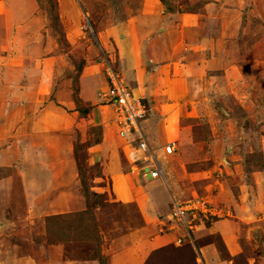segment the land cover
I'll return each mask as SVG.
<instances>
[{"label":"crops","instance_id":"0c3cea01","mask_svg":"<svg viewBox=\"0 0 264 264\" xmlns=\"http://www.w3.org/2000/svg\"><path fill=\"white\" fill-rule=\"evenodd\" d=\"M225 1L211 0V3H216L217 6ZM20 2L21 0H0V16L4 19L0 21L3 25L0 28V61L6 62H0V161L10 156V148L16 153L14 155L21 154L26 147L31 150L33 144L24 146V142H31L34 136L46 140L43 146H39L45 154H52V150H56L58 159L54 164L63 170V174H57V180L53 175L49 176L51 178L47 183L61 182L57 197L68 199L71 204L67 209L55 212L58 207L53 202L49 203L45 210L52 213L50 215H69L86 210L80 204L84 198L80 194L76 196L78 191L71 193L68 189L70 177L67 182L63 178L67 167L71 163H78L74 153L77 143L78 146L85 145L84 151L88 160H92L90 163L101 166L102 177L98 179L108 183L106 189L111 190L113 203L117 201L126 207L127 219L125 222L122 220L124 224H115L116 228L111 226L112 230H107L112 240L115 237V243L119 244L117 246H125L123 249L117 248L111 258H126V264H131L133 258H139L137 264H142L144 258L141 255L146 251L152 254L164 250L168 243L175 241V226L183 227L172 226L173 231H165L164 234H160V229L170 219L171 202L182 201L176 188L182 194L191 193L185 190L184 179L195 187L197 183L206 184L205 199L211 203L217 201L223 204V208L239 215V221L244 220L242 216H245L246 210L257 213L262 208L260 201L263 202L264 198V183L256 184L257 180L253 178L252 183H248L244 178L237 179L230 174L231 171L239 169V165L234 162V155L235 149L244 145V142H240V135L243 134L240 127L236 129V133L228 134L229 132L223 130L215 133V128L209 126L201 139H190L187 130L176 127L180 117L174 112L176 104H179L181 111L187 104L197 106L199 102L196 101H200L198 99L203 93L200 89L204 88L206 91L208 87L204 79L200 80L203 78L201 66L205 67L209 61L214 63L213 55L206 58V55L200 54V47L195 48L188 44L183 50H179L178 42L169 38L170 32L176 28L169 16L176 17V12L165 13L159 2L158 8L153 11L156 3L154 7L144 3L148 8L142 6L139 22L143 24L136 27L135 21L128 19L117 26V37L110 40L115 45L113 59L107 50L105 37L97 44L81 38V35L79 37L67 33L64 41L71 46L72 51L64 53L55 50L52 44L53 34L45 30L46 21L35 9L29 13L20 9L18 12L23 13L24 10L25 13L22 17L17 15L21 24L17 23L19 20H16L12 10ZM159 11L160 14H157ZM224 11L227 12L225 9ZM220 20L221 16L218 15L209 18V22L204 21L210 24ZM205 27H193L192 32L198 29L201 40L206 42L205 34L209 30ZM179 29H186V26H180ZM189 41L193 43L195 39ZM59 45L57 43L56 47ZM113 61L117 65V71H114L149 109L146 119L140 124L148 145L158 152L166 144L176 141L182 148L181 152L189 153L180 159L176 155L175 158L174 155L165 157L164 153H161L160 158L158 155L163 167L165 159L174 161L173 166L164 167L166 185L157 179H150L149 182L140 180L144 178V174L141 168L136 167L140 164L136 162L137 154L129 143V147H123L118 127L116 126L115 131L112 121V107L100 104L102 101L98 94L104 92L108 86L106 66L110 65L114 69ZM90 128L99 129L96 138H92L95 135L93 130V134L89 132ZM112 133H117L118 136H113ZM126 149L130 152L132 162L122 158L123 153L128 158ZM221 150L225 152L222 154L223 159L218 157ZM195 159L211 164L210 168L194 169L198 165ZM39 160H42V156ZM252 184L256 193L249 191ZM49 185L45 186L48 188ZM97 188L98 186L92 191L95 192ZM52 192L53 190L46 191L47 197L53 198ZM55 193L57 194L56 191ZM238 223V219H230L228 215L209 220L205 224L194 223L192 243L184 245V249L190 253L188 258H200L201 264H222L220 258H230L231 261L226 264H236L237 259L235 262L233 258L240 257L246 241L252 239L256 242L255 238L238 231ZM126 226L131 233L124 230ZM92 229L93 233L96 231L94 237H91L92 233L85 234L77 229L83 235H76L72 239L81 245L89 243V238H95L98 242L101 233L95 228ZM101 241L100 239L102 249L104 244ZM53 246H47L46 257H56L53 256ZM167 250H179V247L173 245ZM117 251L121 252V256H117ZM106 254L107 250L100 251L101 256Z\"/></svg>","mask_w":264,"mask_h":264},{"label":"rangeland","instance_id":"374dc122","mask_svg":"<svg viewBox=\"0 0 264 264\" xmlns=\"http://www.w3.org/2000/svg\"><path fill=\"white\" fill-rule=\"evenodd\" d=\"M158 2L165 13L172 12V9L176 12V17L169 16L176 26L170 32L169 38L178 42L179 50H183L188 44L191 47H200V54L206 55V58L211 54L214 61L213 64L210 61L207 63L205 61V67L201 66L203 78L200 80L204 79L208 87L207 92L204 88L200 89L203 93L198 99L200 101H196L199 102L196 104L197 106L187 104L181 111L179 104H176L174 112L176 116H180L176 127L180 126L187 130L190 139L203 138L209 126L215 128V133H220L223 130L229 132L228 134L236 133V129L240 127L243 133L240 135V142L242 144L244 142V145L239 146V150L235 149L234 155V162L239 165V169L231 171L230 174L237 179L244 178L248 183H252V178L256 179V184L261 182L262 185L264 183V0H226L223 2L224 4L217 6L216 3H211V0H164L166 4H162V0H21L19 4L13 6L12 11L16 17L18 14H20L19 17H22L25 11L29 13L35 9L45 19V30L53 34V48L59 52L72 51L71 46L64 41L67 33H73L79 37L81 35V38L94 41L97 44L98 41L102 42L105 37L107 50L110 51L109 54L114 59L115 45L110 40L117 37V26L129 19L132 22L135 21V26L138 27V24H143L139 22L142 6L145 9L148 8L143 4L148 3L154 7L156 3V8L153 10L156 11ZM20 9L25 11L18 12ZM237 11L239 12L236 13ZM157 14H160V11ZM218 15L221 16L220 21L206 24L209 22V18ZM19 17L16 20H19L17 23L21 24ZM3 20V17L0 16V21ZM2 26L1 23L0 28ZM177 26L179 28L186 26V29H179ZM205 26L209 30L205 34L209 40L206 42L201 40L202 36L198 29L192 32L193 27L204 28ZM189 39H195V41L192 43ZM108 41L109 43H107ZM57 43H60L59 47H56ZM69 56L71 57V55ZM0 62L1 64L6 63L5 61ZM114 63V70L117 71L116 61H113L112 65ZM191 64L196 67L194 63ZM126 86L130 89L127 83ZM130 91L133 96L132 89ZM100 100L102 101V99ZM100 104L106 105L102 102ZM112 113V121L115 131H117L116 121H114L115 113ZM210 122L211 125H209ZM91 130L95 135L92 138H96L99 129L90 128L89 132L93 134ZM118 135L117 133L113 134V136ZM120 138L123 141V147L124 145L129 147L128 143L135 140V134L119 135ZM145 140L147 141L146 138ZM45 142L46 140L44 141L39 136H34L31 142L28 140L24 142V146L33 144L31 150L26 147L21 154L14 155L16 153H13V148H10V156L0 161V264H126V258H111L115 255L117 248L121 246H117L119 244L115 243V237L112 240L107 232L111 226L116 228L115 224H124L122 220L125 222L127 219L126 207L121 206L117 201L113 203L114 198L110 195L111 190L106 189L108 183L98 179V177H102L101 166L90 163L92 160H88V155L84 151L85 145L78 146V143L76 144L74 153L78 163H71L63 178L67 182L70 177V183L67 184L68 189L71 193L74 190L78 191L76 196L80 194L84 198L80 204H83L86 210L83 209L80 213L69 215L66 213L50 215L52 213L45 210L52 202L58 207L55 212L67 209L66 207L71 204L70 200L57 197L61 182L47 183L51 178L49 176L53 175L57 180V174H63V170L54 164L58 159L56 150H52V154L50 152L45 154L42 147L39 148ZM235 142L238 140L235 139ZM172 144L174 146L172 153L166 154L162 149L158 152L156 150L157 157L159 155L160 158L161 153H164L165 157L174 155L175 158L177 156V159L182 158L183 155H189L186 151L181 152L182 148L178 146V142L173 141ZM79 149L83 151L80 152ZM125 153L128 158L124 153L122 158L132 162L130 152L127 150ZM222 154L225 152L221 150V155H218V157L221 156V159L224 157ZM39 156H42V160H39ZM195 161L198 165H195L194 169L210 168L211 164L201 163L198 159ZM136 162H140L136 167L141 168L144 174V178L142 177L140 180L151 181L147 179V175L151 171L149 161H144L139 155ZM169 162L171 163L169 164ZM173 162L171 159H165L164 167L173 166ZM188 168H193V166H188ZM184 180L185 190L191 192L190 194H182L176 186V192L183 202H208L211 208L219 210L220 218L228 215L230 219H238L240 222L237 224L238 231L256 239V242L252 239L249 242L246 241L240 257L233 258L235 262L237 259L236 264H264V198L263 202L260 201L262 208L257 213H255L256 211L250 213L245 208L246 214L242 216L244 220L239 221V215L223 208V204L217 203V201L211 203L210 200L205 199L206 184L197 183V187H195L187 179ZM166 181L167 179L164 185L167 184ZM50 183L52 184L49 185ZM45 185H49V187L47 188ZM97 186L98 188L93 192L92 190H95L94 188ZM50 190H53V198L47 197L49 192L46 193V191ZM249 191L257 192L253 184ZM169 215L171 216L170 213ZM187 219L191 226L190 215ZM169 223L173 224L170 219L167 223L162 224L160 234H164L165 231H173L172 226L175 225L170 226ZM92 228L101 233V244H104L102 249L99 243L100 239L97 242L95 238H89L91 241L82 245L72 239L76 235H83L80 234L82 232L92 233L91 237H94L93 234L96 231L93 233L94 229ZM77 229L82 232H78ZM128 229V226L124 227L127 233H131ZM175 229L177 235L175 241L168 243L164 250H158L152 254L150 251H146L141 255L144 258L142 264H201L200 258H188L190 253L184 249V245H191L193 227L190 228V232L176 226ZM178 240L180 242H177ZM50 245L55 246H53L55 258L46 257V248ZM173 245L179 247V250H167ZM124 247L122 246L121 249ZM104 250H107L108 254L102 255V257L100 251L104 252ZM116 254L121 256V252L117 251ZM107 255L110 257L107 258ZM196 259L198 260L195 261ZM220 259L223 261L222 264L231 261L230 258ZM137 260L139 258H133L131 264H137Z\"/></svg>","mask_w":264,"mask_h":264},{"label":"built area","instance_id":"2783aa9c","mask_svg":"<svg viewBox=\"0 0 264 264\" xmlns=\"http://www.w3.org/2000/svg\"><path fill=\"white\" fill-rule=\"evenodd\" d=\"M106 76L108 79V88L99 93V98L102 99V103L110 105L115 113L114 121L118 127L119 135L124 136L128 133L135 134V140L130 142L132 150L139 155L144 161H149L151 171L149 172L148 179H157L165 183V171L163 165L156 155L154 148L148 145L145 140V135L140 124L144 121L148 115L149 109L147 106L132 96L130 89L126 86V83L120 78V76L112 71L111 67H107ZM163 151L166 154L174 151L172 143H168L163 147ZM137 161V160H136ZM217 209L211 208L209 203L205 202H171L170 219L174 225H179L185 229L190 228L189 220H209L211 218H220ZM177 242H180L178 240Z\"/></svg>","mask_w":264,"mask_h":264},{"label":"clouds","instance_id":"9594fccd","mask_svg":"<svg viewBox=\"0 0 264 264\" xmlns=\"http://www.w3.org/2000/svg\"><path fill=\"white\" fill-rule=\"evenodd\" d=\"M85 28H87V26L85 25ZM89 29V28H88ZM108 66H110V65H108ZM118 74V73H117ZM119 75V74H118ZM121 78V77H120ZM122 79V78H121ZM134 96V95H133ZM98 97H99V94H98ZM135 97V96H134ZM136 98V97H135ZM138 100H140L139 98H137ZM146 137V136H145ZM137 160V159H136ZM150 180V179H149ZM152 180V179H151ZM213 218H211V219H209V220H212ZM216 219V218H215ZM218 219V218H217ZM209 220H202V219H199V220H197V221H195V220H192L191 221V226L190 227H193L194 228V226H192L194 223H196V222H200V223H202V224H205V222H209ZM170 224V226H172V225H174V224H171V223H169ZM184 229V228H183ZM185 230H188L187 232H190L191 230L190 229H185ZM192 243V239H191V241H190V244Z\"/></svg>","mask_w":264,"mask_h":264},{"label":"bare ground","instance_id":"6f19581e","mask_svg":"<svg viewBox=\"0 0 264 264\" xmlns=\"http://www.w3.org/2000/svg\"><path fill=\"white\" fill-rule=\"evenodd\" d=\"M107 67H110V66L107 65L106 68H107ZM111 68H112V71L115 72L112 66H111ZM145 178H146V177H145ZM148 178H149V174L147 175V179H148Z\"/></svg>","mask_w":264,"mask_h":264},{"label":"trees","instance_id":"16d2710c","mask_svg":"<svg viewBox=\"0 0 264 264\" xmlns=\"http://www.w3.org/2000/svg\"><path fill=\"white\" fill-rule=\"evenodd\" d=\"M162 4H166L165 2H164V0H162ZM172 12H174V9H172ZM241 118H243V117H241ZM170 216V215H169ZM82 234V233H81Z\"/></svg>","mask_w":264,"mask_h":264}]
</instances>
